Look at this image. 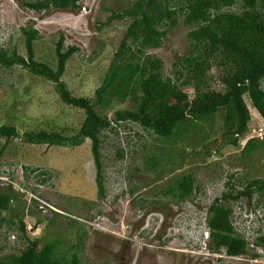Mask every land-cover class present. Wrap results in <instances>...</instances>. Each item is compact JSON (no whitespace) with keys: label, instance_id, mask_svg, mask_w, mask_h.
<instances>
[{"label":"rangeland","instance_id":"374dc122","mask_svg":"<svg viewBox=\"0 0 264 264\" xmlns=\"http://www.w3.org/2000/svg\"><path fill=\"white\" fill-rule=\"evenodd\" d=\"M27 1L0 0V43L16 47L26 56L21 28L32 26L40 34L34 42L35 58L55 68L56 42L63 33L64 49L74 45L78 50L67 60L62 80L74 95L94 100L132 20L127 15L110 16L135 0H79L76 10L41 12L27 6ZM188 29L179 21L169 29L162 45L145 49L163 61L165 76L173 77L176 59L190 46ZM127 43L135 46L131 39ZM222 81L221 64L214 60L208 85L224 89ZM176 85L194 97L190 69ZM244 99L251 113L249 130L235 146L222 135L223 109L212 121L201 123L196 132L164 140L137 122L113 120L115 111L135 108L132 98L120 101L103 95L96 109L112 120V127L101 133L105 194L100 196L90 138L72 146L33 144L21 138L25 132L39 130L73 135L86 116L84 110L65 103L54 82L19 64L0 66V125H14L21 133L10 139L0 136V163L44 169L34 171V182L41 185L31 195L48 203L40 210L39 206L36 210L34 205L24 206L28 234L39 239L40 246L55 241L63 264H69L74 252L80 255L81 264L263 263L255 257H264V247L256 239L264 234V196L256 192L250 200L242 197L232 203L233 229L248 233H244L249 241L245 253L230 256L225 247L211 251L207 224V206L221 195L231 173L236 174L237 188L251 179L264 178V118L248 94ZM122 151L124 156H120ZM154 154L160 160L158 169L153 168ZM20 166V183L28 185L20 188H27L30 194L33 181L28 176L21 178L25 169ZM183 173H192L200 189L194 197L176 201L162 191ZM25 244L17 224L0 225V256L18 253Z\"/></svg>","mask_w":264,"mask_h":264},{"label":"trees","instance_id":"16d2710c","mask_svg":"<svg viewBox=\"0 0 264 264\" xmlns=\"http://www.w3.org/2000/svg\"><path fill=\"white\" fill-rule=\"evenodd\" d=\"M26 5L39 12L51 8L76 10L80 7L79 0H28ZM126 15L132 18L131 23L114 53L102 84L95 90L94 100L74 95L62 80L67 60L78 50L74 45L64 49L63 33L56 42L55 68L35 58L34 42L40 34L32 26L21 28L26 56L19 54L16 47H4L0 43V66L19 64L30 73L54 82L61 99L82 108L86 114L79 131L73 135L39 130L25 132L21 138L33 144L63 146L79 145L84 138H90L100 196L105 194L101 133L112 127V120L96 109L103 95L120 101H125L128 96L132 98L135 108L115 111L113 120L117 123L137 122L153 132L156 138L164 140L196 132L201 123L212 121L217 111L223 109L222 135L230 144L239 146L240 137L248 132L251 119L245 94L264 118V0H135L124 11H113L110 18ZM179 21L189 27L190 46L176 59L173 77L165 76L163 61L146 53L145 49L162 45L169 29ZM129 39L134 47L127 43ZM214 60L221 64L224 89L217 90L208 85L209 70ZM189 69L196 90L191 98L176 85ZM19 134L14 125H0V136L10 139ZM123 153L120 156H124ZM159 163L158 156L154 154L153 168L158 169ZM0 166V174H8L11 178L7 182L0 179V225L17 224L26 242L20 252L0 256V264H63L56 252L55 241L40 246L39 239L28 234L23 218L24 206L34 205L32 208L36 210L40 201L36 198L28 200L13 184L12 181L20 176L19 163H0ZM21 166L26 177L28 170L38 168ZM235 176V173L229 175L226 188L209 204L207 216L211 229L210 248L220 250L225 247L230 256L245 253L249 245V241L233 229L232 203L242 197L250 200L256 192L264 196V178L251 179L237 188ZM199 189L195 176L183 173L175 176L162 192L173 195L176 201H184L194 197ZM4 211L9 216L2 215ZM37 222H41V218ZM256 239L257 244L264 247V234ZM67 263L81 264L80 255L74 252Z\"/></svg>","mask_w":264,"mask_h":264},{"label":"built area","instance_id":"2783aa9c","mask_svg":"<svg viewBox=\"0 0 264 264\" xmlns=\"http://www.w3.org/2000/svg\"><path fill=\"white\" fill-rule=\"evenodd\" d=\"M259 133L261 134H263V129H260L259 130ZM20 167H22V166H20ZM4 169V168H3ZM6 169V168H5ZM34 171H36V170H34ZM34 171H31V170H28L27 171V176L30 178L31 177V179H32V181L33 182H31V186L30 187H32L33 188V190H31V192H30V194H29V192H28V190H27V188H20V187H28V185H22L19 181H20V179H19V181H12L13 182V184L16 186V189H18L20 192H22L27 198H28V200H31L32 198H36V199H38L39 200V198L38 197H34V195H31V193H36V192H38V186H40L41 185V182H39V181H37V182H34L35 181V179H34ZM25 171H23V174H21V178L22 177H26L25 175ZM19 175H20V173H19ZM0 179L1 180H4L5 182H7V181H10L11 180V178H10V175H8V174H3V173H1L0 174ZM39 201H41V203H39V208H44V206L45 205H47V204H45L47 201H43L42 199H40ZM43 202V203H42ZM48 203V202H47ZM240 233H242L243 235H244V233L245 234H248L247 232H240ZM253 246V245H252ZM213 249H211V251H212ZM213 251H216V250H213ZM258 252V251H257ZM226 253V252H225ZM258 253H260V250H259V252ZM227 254V253H226ZM228 255V254H227ZM258 255V254H257ZM258 259H260V260H262L263 261V263H258V264H264V257H255V260H258Z\"/></svg>","mask_w":264,"mask_h":264},{"label":"clouds","instance_id":"9594fccd","mask_svg":"<svg viewBox=\"0 0 264 264\" xmlns=\"http://www.w3.org/2000/svg\"><path fill=\"white\" fill-rule=\"evenodd\" d=\"M85 7H83V9H84ZM209 206V205H208ZM207 206V207H208ZM235 231V233H237L238 235H242L244 238H246L242 233H240V232H238L237 230H234ZM247 239V238H246ZM216 251H219V250H216ZM258 254V253H257Z\"/></svg>","mask_w":264,"mask_h":264}]
</instances>
